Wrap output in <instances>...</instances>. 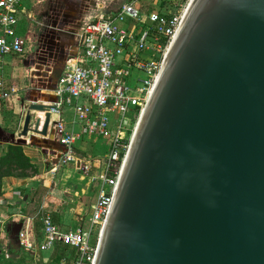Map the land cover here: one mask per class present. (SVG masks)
Returning a JSON list of instances; mask_svg holds the SVG:
<instances>
[{
	"label": "water",
	"instance_id": "water-1",
	"mask_svg": "<svg viewBox=\"0 0 264 264\" xmlns=\"http://www.w3.org/2000/svg\"><path fill=\"white\" fill-rule=\"evenodd\" d=\"M54 108L31 102L18 136L47 134ZM93 264H264V0L189 1Z\"/></svg>",
	"mask_w": 264,
	"mask_h": 264
},
{
	"label": "built area",
	"instance_id": "built-area-1",
	"mask_svg": "<svg viewBox=\"0 0 264 264\" xmlns=\"http://www.w3.org/2000/svg\"><path fill=\"white\" fill-rule=\"evenodd\" d=\"M27 7V0H0V72L6 57L24 52L26 42L16 29ZM144 8L142 0H130L118 11L102 13L89 21L78 38L75 64L63 65L57 74L55 108L51 112L70 108L80 125L75 134L50 120L48 129L52 128L64 145L63 160L81 164L72 151L80 137L101 138L107 145L103 168L95 177L99 188L88 227L62 230L49 214L41 217V247L56 243L71 247V264H93L130 143L127 131L134 120L137 123L185 11L145 12ZM16 91L15 85L0 79V102L4 107L11 106ZM19 237L20 244L34 246V238L26 230Z\"/></svg>",
	"mask_w": 264,
	"mask_h": 264
},
{
	"label": "crops",
	"instance_id": "crops-1",
	"mask_svg": "<svg viewBox=\"0 0 264 264\" xmlns=\"http://www.w3.org/2000/svg\"><path fill=\"white\" fill-rule=\"evenodd\" d=\"M129 1L130 0H74L76 5L72 6V4H68L69 7L65 8L64 12H68L69 15L66 17L65 13L62 19H71V23L82 30L89 21L95 19L98 15L102 13H114ZM170 1L142 0L145 12L156 9L171 10V8L168 7L171 6ZM163 3L166 5L163 6ZM29 16L30 10L28 8L26 13L21 16L17 25L16 32L22 38L23 36L18 30ZM77 43L78 41H76V44L71 48V58L69 61L65 63H56L47 71V80L45 82H49L50 87H38L39 93L44 94L51 99V102L48 103L53 104V101L55 100L54 89L56 88L57 74L59 73V70L67 63L73 65L76 62ZM21 55L22 53L20 55H10L5 58L3 63L0 72V79L3 78L7 83L15 85L17 91L16 95L13 96V103H11L10 107H4L2 102H0V114L1 111L4 110L15 112L21 95L30 87H33V84L30 85L29 83V86L26 83L21 84L19 79H17L16 72L21 69L19 66ZM43 101H45V99ZM30 103L29 100H25L24 102L23 111L18 125V133L21 131L23 120ZM51 114L52 121L60 122L64 130L73 131L75 134L79 132L80 125L76 122L70 108L60 111L54 110ZM35 118H37V115H35ZM41 124L42 121H40V127ZM1 132L0 145H3L6 144L3 140L5 130L1 127L0 121V133ZM18 133L13 134V137L17 138ZM34 135L39 139L50 137L51 139H54L57 144H60L62 147L64 146L63 143L56 138L52 128L48 129L46 135L39 134V137L36 136V134H33V136ZM27 144L19 145L21 146L27 161L30 164L46 167L48 157L45 154L44 147ZM72 149L73 156L78 158L81 161V164L78 165V163L74 164L64 161L67 164L74 165V168L72 169H63V171H66L67 173L68 171L73 172L71 180L63 179L61 173L57 172L58 167L55 165H52L50 170L46 173L38 174V176L41 177V181L40 179L35 181L37 174L18 179L11 177H4L2 179L0 195V264L72 263L74 250L71 247L62 243L41 247L43 241V224L41 217L44 214H49L53 221L58 224L62 230H67L72 227H80L83 229L88 227L90 222L91 205L95 200V195H97L99 188V181L95 177L99 175L103 168L107 145L106 141L101 138L80 137L77 139L76 145ZM62 151L63 148L58 152L60 153ZM88 161H90V163H87ZM88 164H90V168L87 169L88 172L86 174L88 184H92L89 186H91L94 191V199L87 205L88 211H86L84 203L80 200V197L83 196V192H85V187H82L80 180L75 174L80 171V169H83L84 165ZM67 176H69V174L65 175L66 178H68ZM82 177L85 176L80 175V178ZM76 181L81 184V186H76ZM70 192H72V196H75L73 199L68 198ZM80 219L86 223H80ZM25 230L28 235H32L34 238V246L31 248L20 244L19 233L24 232Z\"/></svg>",
	"mask_w": 264,
	"mask_h": 264
},
{
	"label": "rangeland",
	"instance_id": "rangeland-1",
	"mask_svg": "<svg viewBox=\"0 0 264 264\" xmlns=\"http://www.w3.org/2000/svg\"><path fill=\"white\" fill-rule=\"evenodd\" d=\"M170 2L171 6L168 7H170L172 11H182L188 5L189 0H171ZM68 4H72V6L76 5L74 0H27V9L29 8L30 10V16L22 23L18 30L26 42L24 46L25 51L20 56L21 60L19 66L21 69L17 70L16 75L21 84L26 83L29 86L30 83V85L33 84V87H30L21 95L15 112L1 111L0 121L1 127L5 130L3 140L6 144L0 145V157L7 153L8 147L16 144L23 145L28 143L27 145L44 147L48 160L46 167L30 164L26 161V167L24 169L13 170L12 175L9 176V178L18 179L37 174L35 181L39 179L41 181V177H39L38 174L46 173L50 170L52 165L58 167L57 172L61 173L63 179L71 180L73 176V172L68 171L67 173L66 171H63V169L66 168H74V165L67 164L69 163L68 161H65L67 163L64 162V157L61 155V152H58L63 147L60 144H57L54 139H51L50 137L45 139L36 138L33 134L39 135L41 133H34L33 130H30L26 136H17V138L13 137V134L18 133V125L25 100L39 103H44L45 101L51 102V99L48 96L39 93L38 87H50L49 82H45L47 80V71L56 63H65L71 58V48L76 44V41H78L82 30L79 29L78 26L72 24L71 19H62L65 13L66 17L69 15L68 12H64V9L69 7ZM164 5L166 4L163 3V6ZM142 75V73H139V76ZM44 99L45 101H43ZM36 111L38 110L31 111V127H34V124L38 119L35 118V115H37L35 113ZM135 124L136 120L132 122L129 131H127L128 137H131ZM21 137L25 139V143L19 142V139H22ZM87 172L88 171L85 169H80V171L75 174L80 180L82 187H85V192H83V196L80 197V200L84 203L86 211H88L87 205L94 199V191L92 190V187L89 186L92 184H88ZM67 174H69V176H67L68 178L65 177ZM80 175L85 177L80 178ZM76 183V186H81L77 181ZM69 194V199L75 197L72 196V192ZM79 222L84 223L85 221L80 219Z\"/></svg>",
	"mask_w": 264,
	"mask_h": 264
},
{
	"label": "trees",
	"instance_id": "trees-1",
	"mask_svg": "<svg viewBox=\"0 0 264 264\" xmlns=\"http://www.w3.org/2000/svg\"><path fill=\"white\" fill-rule=\"evenodd\" d=\"M26 161L27 158L19 145L8 147L7 153L0 157V195L2 179L11 176L15 169H24Z\"/></svg>",
	"mask_w": 264,
	"mask_h": 264
},
{
	"label": "bare ground",
	"instance_id": "bare-ground-1",
	"mask_svg": "<svg viewBox=\"0 0 264 264\" xmlns=\"http://www.w3.org/2000/svg\"><path fill=\"white\" fill-rule=\"evenodd\" d=\"M190 1V0H189ZM189 3V2H188ZM186 9V8H185ZM44 103H48V102H44ZM32 111V110H31ZM36 114H37V118H39L41 121H42V123H43V120H44V118H45V113H44V111H42V110H38V111H36L35 112ZM51 117H52V114H51ZM34 133H37V132H34ZM37 135V134H36ZM38 137H39V135H37Z\"/></svg>",
	"mask_w": 264,
	"mask_h": 264
}]
</instances>
